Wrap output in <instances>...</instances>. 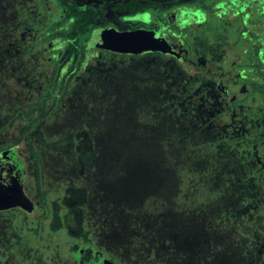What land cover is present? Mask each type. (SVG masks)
<instances>
[{
    "label": "rangeland",
    "instance_id": "obj_1",
    "mask_svg": "<svg viewBox=\"0 0 264 264\" xmlns=\"http://www.w3.org/2000/svg\"><path fill=\"white\" fill-rule=\"evenodd\" d=\"M11 1L0 0V126L5 122L12 109L19 106L17 103L21 99L26 100L27 103H20L22 107L16 112V115L13 111L15 117L9 121L7 127H0V147L12 146V144L18 146L16 151L24 166L26 191L38 205L35 214L30 218L24 217L18 210H13L4 216L0 215V220L16 223L15 229L24 231L26 237H31L37 264H104L102 259L94 256L87 247L88 244L104 260L117 261L120 264H241L239 260H236L237 246L247 242L251 233L260 234V224L255 222L254 226L257 227L255 231H244L243 220L235 219L231 212L229 213L231 220L227 221L223 220L217 212L213 213L211 209L209 214L204 215L201 206L202 209L203 207L208 209V202L212 201L213 198L210 196L211 199L206 193L196 192L199 189L206 191V184L209 183L207 176L213 174L212 177H214L215 167L223 166L221 155L219 158H215L214 154H205L199 158L200 162L190 164L195 186L191 201L198 210L191 214V220L185 223L184 228H178L183 229V231H179L183 235L181 240L175 238L178 239L175 240V245L170 244L169 246V248L178 247L177 244L180 242H186L183 246L188 249L185 252L189 253L190 257L186 258L185 263H180L183 261L182 256L171 260L169 255L164 253L169 249L163 244L159 246L162 253L156 254L155 259H143L147 256H139L136 251L127 252L121 246L125 237H131V231H128L121 220L106 217L101 209L100 212L98 210L99 206L111 207L112 205V202L109 204L110 201L107 200V196L102 195L98 190V185L101 183V186L105 185L106 191L109 192V183L101 178L109 175L108 170L105 166L98 164V154L92 162L86 161V158L90 159L92 155L83 156L86 150H95V144L98 148L102 143H106L107 136H111V138L121 136L115 133L109 134L111 129L108 134L105 132L107 130H103L102 133L100 132L98 136H95L98 138L97 142L90 133L83 132L82 129L72 133L78 128L77 124L80 118L86 115L89 117V127L95 125L101 127L100 120L88 113L93 111V107L91 101L85 96L91 87L88 86L86 90H83L82 88L79 89V85L68 92L73 97L66 99L65 93L62 100L66 99L65 105H67V101H72L71 106L75 112L66 116L68 111L72 110L71 107L60 110L55 106L53 112L46 114L45 119L39 122L36 129L28 128L32 122L38 120L46 112V108L42 105L34 111L28 110L29 104L36 102L38 95L45 93L48 74L50 77L55 71L59 79L65 76L62 72L67 69L68 62H61L58 66H52L48 63L54 56L58 55L59 49L63 47L60 39L48 42L40 48L34 49L33 52H24L21 46L23 43L32 40V32L22 36L11 34L10 43L7 42L9 30L14 29L13 25L18 26L17 23L20 25L18 16L12 17L13 4H10ZM76 1L77 6L81 9L98 13L100 17L106 16L110 20L108 25L114 27L122 28L121 25L117 24V19L130 13L129 10L125 9L114 10L112 4L119 0ZM195 1L174 0L164 3L147 1L151 16H147L146 19L150 21L152 17L158 18V23L164 24L166 23L163 17L164 12H171L179 5L186 8L191 7L194 10V5L189 3ZM198 1L206 8L205 10L212 9V5L214 6L215 3L208 2L206 5L202 0ZM28 2L31 8L36 9L38 7L46 13L56 9L52 0H28ZM260 5H263L262 2L255 7ZM20 6L21 4L18 3L13 10H19ZM227 8L233 9L231 5H227ZM243 10L245 11V7ZM200 19L203 17L201 16ZM173 21L174 17L169 16L170 26L168 24L165 26L175 29V27L172 28ZM214 21L213 19V23L212 21L208 22L206 28L215 27L216 22L214 23ZM256 23L260 25L259 31L255 30L253 37H247L246 29L250 28L252 31ZM222 24L223 27L219 29L222 34L227 36V33L233 32L234 26L224 22ZM236 24L241 26L238 32L240 36L237 35L228 43V47L231 48L228 53H223L224 49L220 50L224 38L221 40L219 38L220 41L216 39V43H208L210 47H215V49L218 47V52L212 59L203 57L207 47L203 41L196 43L197 52L189 50L188 44L183 42L179 44V50L184 54L182 61L178 60V53L175 57L162 53H147L144 60L137 61L138 63L142 61L138 72L147 79H154L155 82L162 83L163 81V85H165L173 80L172 70L168 69V65L175 67L178 74L180 73L176 84L177 88L183 89L182 93L186 97L191 95L190 99L180 101L194 103L197 107H206L209 115H211L208 118V122L212 120L210 127L217 130V142L225 140V144L230 143L234 146L237 154L242 155L245 163H256L257 167L261 166L259 170L262 174L264 173V15L256 14L253 19L249 20L240 19ZM156 26L159 25L156 24ZM175 30L182 35L190 33L178 28ZM234 34L235 32H233ZM110 55L112 54L101 52L97 57H93L83 70L72 76L71 82L78 80L86 71L95 69L100 70L101 74L108 69L109 72L111 65L113 66L117 61H124L122 57L112 55L110 57L113 59L112 62L107 61L104 64L105 58ZM130 60H135V58ZM180 69H184V71L181 72ZM183 72L185 73L182 74ZM102 75L109 82V85L113 83L110 86L112 91L116 90L114 89L115 86L122 87L120 84L121 76L116 75L114 79H111V74L109 76ZM213 81L218 83L216 86L218 89L219 87L223 90L228 89L227 94L222 93L221 102H217L214 95L210 96L214 93ZM187 82L192 84L188 85ZM100 84L98 83L99 88H101ZM239 85H247L248 91L242 90L244 89L242 86V89L237 88ZM97 92L101 98L105 99L104 89ZM75 97H77L78 103ZM101 101L103 100L99 102ZM198 118L204 121L207 116L205 117L199 112ZM136 120L135 122H138V127H140L136 129L138 132L143 126L138 118ZM105 126L110 127L109 125ZM233 131L236 133L233 134ZM68 133H71L69 140H59ZM131 134L133 133L126 135V138H137ZM240 134L245 135L246 138L237 139V135ZM251 140H253L252 143H250ZM35 153L41 156L39 164L33 158ZM191 153L198 154L199 150L193 149ZM56 156L63 158L65 163L59 164ZM127 157L131 162H135V153H128ZM73 158L75 160L72 161L71 165L74 167L68 164ZM115 161L116 158L114 157L111 172L113 179L116 175L113 170ZM200 163L204 164V167H201ZM154 164L156 165V162ZM257 167H255L256 170ZM218 171L219 169H215V173ZM258 176L257 185L260 186L258 191L263 197L264 179L258 178ZM215 179L216 177L213 180ZM211 180L210 183H212ZM126 183L129 184V182ZM90 190L93 192L89 199ZM43 200L46 201L45 205L40 204ZM224 210L227 208L224 207ZM68 211H72L74 214L73 219H70L68 215L67 218H64ZM10 230L12 231L13 228ZM132 240L134 241V239ZM78 242L84 243L83 249L78 248ZM135 244L137 243L135 242ZM145 245L148 251L152 248L150 243L146 242Z\"/></svg>",
    "mask_w": 264,
    "mask_h": 264
},
{
    "label": "trees",
    "instance_id": "obj_2",
    "mask_svg": "<svg viewBox=\"0 0 264 264\" xmlns=\"http://www.w3.org/2000/svg\"><path fill=\"white\" fill-rule=\"evenodd\" d=\"M19 2L20 9L13 10ZM55 2L56 9L47 13L38 7L31 8L28 0L10 2L13 4L12 17L18 16L20 25L16 22L18 26L13 25L14 29L9 30L7 42L10 43L11 34L22 36L32 32V40L21 46L24 52H33L34 49L48 42L60 39L63 47L48 63L58 66L61 62H68L67 69L62 72L65 76L59 79L55 71L50 77L48 74L45 93L38 95L36 102L29 104L28 110L34 111L42 105L46 108V112L28 128L36 129L39 122L45 119L44 116L53 112L55 106L60 110L71 107L72 110H69L66 116L72 114L75 112L71 106L72 101H67V105L64 104L67 97H73L68 92L78 85L79 89L83 90L88 86L91 87L85 96L93 107V111L88 113L100 120L101 127L98 125L89 127V117L85 113L86 116L80 118L78 128L72 133L82 129L83 132L90 133L97 142L98 138L95 136L103 130H107L105 132L108 134L111 129L109 134L115 133L124 137L107 136L106 143H102L98 148L95 144V150H86L83 156L92 155V158H86V161L92 162L98 154V164L108 170L109 175L101 178L109 183V186L107 185L108 189L110 188L109 192L106 191L105 185L101 186V183L98 185V190L102 195L107 196L109 204L112 202V205L99 206L98 210L100 212L101 209L104 216L117 218L124 223L128 231H131V237L124 239L123 244L128 246L125 249L127 252L136 251L139 256H147L143 259H155L156 254L160 255L161 244L169 249L164 253L168 254L171 260L182 256L183 261L180 263H185L186 258L190 257V254L185 252L188 249L183 246L186 242H180L177 244L178 247L169 248L170 244L175 245V240H178L175 238L181 240L183 236L179 232L183 229L178 228H184L185 223L191 220V214L198 210L191 201L195 186L190 164L197 163L205 154H214L215 158L221 155L223 166L215 167L219 169L218 173H215L214 169L216 179L213 180V174L207 176L209 183L206 184V191L200 189L196 191L206 193L213 198L210 197L212 201L208 202V209L205 207L202 209L201 206V210L206 215L211 209L213 213L220 214L225 221L231 220L229 218L231 212L235 219L243 220L244 231H255V228L257 229L254 226L255 222L260 224V234L251 233L247 242L238 244L236 260L241 264H264V209H262L264 196L259 194L260 186L257 185V175L258 178L264 179V173L260 174L259 170L261 166L257 167L256 163H245L242 155H238L230 143L225 144V140L217 142V130L210 127L212 120L208 122L211 115L206 107H197L194 103L180 101L190 99L191 95L186 97L182 93L183 89L177 88L180 73L178 74L171 65H168V69L172 70L173 80L163 85V81L158 83L139 74L142 61L139 63L137 61L144 60L145 54L132 56L104 51L122 57L124 61H117L113 66L111 65L109 72L106 69L100 74V70L92 69L94 71H86L78 80L71 82L72 76L83 70L93 57H97L96 51L100 49L89 41L98 20L95 15L78 8L74 3H68L66 0ZM112 55L105 56L106 61L103 63L113 60L110 58ZM131 58L135 60H130ZM180 70L184 71V69ZM102 74L107 76L111 74V79L116 75L121 76L122 87L115 86L116 90L112 91L110 86L113 83L109 85ZM98 83H101V88L98 87ZM187 84L192 83L187 82ZM101 89L106 93L105 99L97 92ZM213 90L214 93L210 96L214 95L217 102H221L222 92L215 87ZM65 93L66 99L62 101ZM100 100L103 101L99 102ZM22 102L27 103L26 100L21 99L17 103L19 106L12 109L0 127L8 126L9 121L15 117L13 111L16 115V112L21 110ZM199 112L207 116V119L199 120ZM136 118L143 126L138 132L136 129L140 127L138 122H135ZM130 133L137 138H126ZM235 133L236 131H233V134ZM70 135L71 133H68L59 140L67 141ZM237 137V139L246 138L243 134ZM252 142L253 140L250 143ZM17 147L13 144L0 147V152ZM193 149L199 150V153H191ZM128 153H135L134 163L128 159ZM114 157L116 158L113 169L116 172L115 179L111 175ZM33 158L39 164L41 156L35 153ZM74 158L68 162L70 166H73L71 164ZM56 159L59 164L65 163V160L59 156H56ZM257 160L259 161V158ZM201 167H204V164H201ZM255 167L258 169L256 170ZM133 182L135 183L131 184ZM262 189L264 190V186ZM92 192L93 190L89 191V199ZM40 204L45 205L46 201L43 200ZM224 207L227 210H224ZM67 215L73 219L72 211L65 213L64 218H67ZM146 242L152 244L149 251L146 249Z\"/></svg>",
    "mask_w": 264,
    "mask_h": 264
},
{
    "label": "flooded vegetation",
    "instance_id": "obj_3",
    "mask_svg": "<svg viewBox=\"0 0 264 264\" xmlns=\"http://www.w3.org/2000/svg\"><path fill=\"white\" fill-rule=\"evenodd\" d=\"M52 1L55 5L56 0ZM147 1L151 0H119L116 3L112 4L114 10L125 9L129 10L130 12L129 15L127 14L117 19V24L121 25L122 28L110 26L108 25V22L110 20L106 16L100 17L98 13L90 12L91 14L95 15L98 20L90 37V43L95 44V46L97 47V34L103 28L121 32L147 30L154 31L155 37L157 39H164L167 42L168 46L173 48V50L171 51L179 54V56L177 57L180 61H182L184 54L181 52V50H179V44H182L183 42H186L188 44L189 50H191L192 52H197L198 50L196 49V43L203 41L204 43H206L205 45L207 47L204 52L205 55L202 56L212 59L213 56L217 54L218 47H216L215 49V47H210L208 43H216V39L220 41L222 38H224L223 43L221 42L220 50L224 49L223 53H228V50L231 49L228 47V43L232 41V38L239 35L238 32L241 26L240 24H236V22L240 19H253L256 14L264 15V1L262 0H202L206 3V5L208 2H215L214 6L212 5V9L209 10H205L206 8H204L202 3L196 0L193 3H189L191 5H194V10L191 7L186 8L179 5L176 6L175 9H173L171 12H164L163 17L166 23L163 24L161 22L158 23V18L156 19L152 17L150 21L146 19L147 16H151L149 15L151 13L149 9L150 6ZM66 2L74 3L77 6L76 0H66ZM260 2H262L263 4L260 5L262 7H255V5L259 4ZM227 5H231L233 9L229 10L227 8ZM77 7L80 8L79 6ZM243 7H245V11L243 10ZM171 15L174 17L172 28L175 27V29L178 28L181 31H187L190 33L182 35L181 33H177L175 29L169 28V16ZM201 16L203 17V19H200ZM213 19L215 20L214 23L216 22V26L212 28L210 26V28L207 29L206 24L211 21L213 23ZM223 22L231 25L232 27L234 26L232 30L233 32H235L234 35L233 32L230 34L227 33V36H225V34H222V31H220L219 29L223 27ZM156 24H158L159 26H156ZM165 24H168V26H165ZM249 25L250 23L248 24V26ZM259 29V23L254 24L252 31L250 28L246 29V36L253 37L255 30L259 31ZM212 49L215 50L212 51ZM104 51L106 50H97V56L99 53ZM244 52H246V50H244ZM166 55L174 56L173 54ZM213 84L215 85L213 86V88H218L216 87L218 85L217 82L213 81ZM241 86L244 87V89H242ZM238 87H240V89L242 90L248 91L247 85H239L237 86V88ZM220 91L224 94L228 93V89H220ZM17 149L18 148H9L0 152V215L4 216L6 213H9L13 210H18L24 217L30 218V216L35 214L38 204L36 205L35 200L26 191V175L25 171L23 170L24 166L18 158L16 151ZM10 150H14V153H10L9 157H4L3 153ZM21 190L27 197L28 204L26 205L28 207H31L32 211L24 210L21 207L20 198L18 197ZM16 227V223H12V221L9 222L0 220V247H3L2 249L0 248V264H37L38 262L34 256V245L31 242V237H26V235H24L25 232L20 231L19 229H15ZM11 228H13L12 231L10 230ZM77 246L78 248L83 249L84 243L78 242ZM121 246L123 248L128 247L124 244H121ZM87 247L93 252L95 257L102 259L104 264L119 263L117 261L116 263L111 260H104L102 256H99L94 252V250L91 248V245L88 244Z\"/></svg>",
    "mask_w": 264,
    "mask_h": 264
},
{
    "label": "water",
    "instance_id": "obj_4",
    "mask_svg": "<svg viewBox=\"0 0 264 264\" xmlns=\"http://www.w3.org/2000/svg\"><path fill=\"white\" fill-rule=\"evenodd\" d=\"M160 3L174 1V0H151ZM96 45L101 50L123 54V55H141L151 52H159L163 54H173L177 56L172 47L168 46L164 39H157L154 31L147 30H133V31H116L107 28L101 29L96 38ZM179 55V54H178ZM14 150L5 151L4 157H9ZM18 191V190H17ZM18 197L20 198L21 207L24 210L32 211L28 207L27 197L21 190Z\"/></svg>",
    "mask_w": 264,
    "mask_h": 264
}]
</instances>
